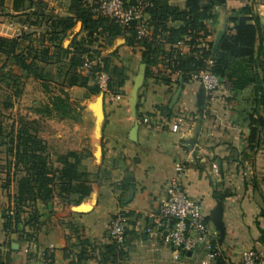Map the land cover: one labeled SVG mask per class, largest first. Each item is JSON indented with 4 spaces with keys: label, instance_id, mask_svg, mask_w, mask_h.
<instances>
[{
    "label": "crops",
    "instance_id": "0c3cea01",
    "mask_svg": "<svg viewBox=\"0 0 264 264\" xmlns=\"http://www.w3.org/2000/svg\"><path fill=\"white\" fill-rule=\"evenodd\" d=\"M29 1L42 3L51 16L70 15V0ZM96 1L84 0L90 9ZM165 1L179 10L185 8L186 0ZM4 2L12 13L11 0ZM12 14H16L20 29L10 37L28 29L25 14ZM250 15L260 23L253 55L230 58L225 69L231 81L245 84L243 88L219 83L209 97L198 82L183 80L181 74L169 70L173 59L190 55L200 57L209 66L219 39L230 26L229 18ZM202 24L198 37L188 31L179 36L177 41L183 40L184 44L177 47L170 35L185 22L169 17L157 24L148 13L142 40L130 43L129 30H133L127 29L109 42L100 36L83 54L100 56L109 71L119 69L125 76L119 92L101 93L99 124L91 108L98 94L82 90L83 100L76 108L78 120H72L71 140L65 141L68 150L82 156L81 163L90 173L91 191L79 202L85 209L76 210L79 204L60 203L56 197L46 204L37 201L36 218L30 219L32 208L25 207L16 224L5 232L1 215L8 205H0V264H101L109 244L107 225L117 213L122 214L125 226L123 256L116 263L108 258L105 264H200L202 246L175 260L171 247L153 231L152 217L173 177L188 197L201 204L208 239L221 258L236 264L242 251L249 250L257 256L258 264H264V150L251 152L245 148L247 114L253 107V85L249 81L255 74L264 89V0L213 4ZM80 29L81 22L76 21L62 45L66 47L74 36H80ZM144 42L149 44L145 54ZM146 60L150 63L148 75ZM80 72L89 76V84L96 83V73L91 74L84 65ZM158 73L168 75L171 82L156 78ZM138 75H142V84L136 93L133 117L131 91ZM76 89L83 88L71 87L68 91ZM143 117L147 122L142 121ZM134 120L138 126L131 140ZM172 124L177 125L176 131L171 130ZM176 167L181 168L178 176ZM218 204L222 236L213 225Z\"/></svg>",
    "mask_w": 264,
    "mask_h": 264
},
{
    "label": "trees",
    "instance_id": "16d2710c",
    "mask_svg": "<svg viewBox=\"0 0 264 264\" xmlns=\"http://www.w3.org/2000/svg\"><path fill=\"white\" fill-rule=\"evenodd\" d=\"M130 1V3L137 2V0ZM138 1H147L151 4L147 12L157 24L169 17L185 22L178 32L170 35L171 41L177 42L180 35L189 32L192 37H198L197 33L203 28L202 20L206 12L213 4H224L226 0H205L204 4H201V0H186L183 10L167 5L165 0ZM0 5H4V0H0ZM10 10L12 13L25 14L24 24L28 29L21 30L14 37L0 36V55L11 61L14 67L6 70L0 66V90L4 87L9 92L6 99L0 101L3 108L8 109L13 106L12 99L21 92L20 87L23 83L21 79L31 78L45 93L50 94L48 102L36 107L35 113L46 116L54 113L62 118L77 121L79 112L69 101L67 90L71 87H79L84 88L87 94L91 95L100 92L96 84L92 86L88 84L89 76L80 72V67L83 66V54L88 53L90 46L98 41L100 36L109 42L126 29L109 18L95 16L84 0H70V15L67 16H51L45 12L42 3L29 0H11ZM248 10L245 7V11ZM4 14L11 13L5 11ZM76 21L81 22V34L74 36L65 47L62 42ZM229 24L216 51L212 54V62L209 66L200 57L190 55L173 59V65H168L169 70L178 72L183 80L188 81H191V73L204 70L215 74L219 82L224 85L229 82L231 88H243L245 84L231 81L225 69L228 59L253 55L260 23L256 16L250 15L229 18ZM136 41L138 40L134 33L129 30V42ZM143 45L146 46L145 54L148 52L149 44L144 42ZM94 53H97V50H94ZM87 56L92 57V55ZM203 56L206 54L204 53ZM102 63L103 69L108 74V91L119 92L125 76L119 69L109 71L106 61ZM145 63V75H148L150 63L148 60ZM50 66L54 67L59 78L58 83L54 84L57 88L55 92L54 88L50 87L52 83L48 69ZM97 70L98 67L94 66L91 74H95ZM155 77L167 84L171 82L166 74L158 73ZM249 84L253 85L251 102L253 107L247 114L245 148L255 152L257 149L264 150V89L261 78L256 74L250 79ZM22 127L11 126L10 130L2 135L3 130L0 126V140L6 139L0 141V144L6 145V152L10 157L7 162L13 168L14 182V192L8 196L9 204L2 209V228L5 232L16 224L25 207L32 208L29 218H36L34 205L37 201L46 204L56 197L67 205H77L91 191L90 173L81 163L82 156L71 150L64 153L51 152L42 139ZM9 181L10 177L7 173V185ZM261 214L264 215V209L261 210ZM124 244L123 249L119 250L109 243L100 258L101 264H105L108 258L112 263L119 261L123 256ZM221 261V257L216 260L217 264H221Z\"/></svg>",
    "mask_w": 264,
    "mask_h": 264
},
{
    "label": "built area",
    "instance_id": "2783aa9c",
    "mask_svg": "<svg viewBox=\"0 0 264 264\" xmlns=\"http://www.w3.org/2000/svg\"><path fill=\"white\" fill-rule=\"evenodd\" d=\"M151 4L147 1L129 3L126 0H97L91 8L95 16L106 17L124 29H132L137 40H142L146 35L148 26L147 8ZM183 40L176 42L179 47ZM83 65L97 66L96 85L100 93L108 92V74L103 69L100 56L88 57L83 55ZM192 81L198 82L207 96L212 97L219 85L218 77L208 71L199 70L190 74ZM142 121L147 122L143 117ZM177 125L172 124L171 130L176 131ZM177 176L181 168L176 167ZM153 231L161 241L171 247L172 258L178 259L181 254L193 251L202 246L200 264L214 263L220 257L219 250L208 239V223L199 202L191 199L181 190L177 178L173 177L165 188V198L157 213L152 217ZM108 242L116 249H123L125 240V226L121 213L110 218L106 229ZM221 264H233L222 258ZM235 264V263H234ZM236 264H258L257 256L249 250L242 251L240 260Z\"/></svg>",
    "mask_w": 264,
    "mask_h": 264
},
{
    "label": "rangeland",
    "instance_id": "374dc122",
    "mask_svg": "<svg viewBox=\"0 0 264 264\" xmlns=\"http://www.w3.org/2000/svg\"><path fill=\"white\" fill-rule=\"evenodd\" d=\"M7 2H4V5H0V36L10 37L13 36L14 33L18 29H20V25L16 22L15 16L13 14H4L7 12ZM0 66H3L4 69L9 70L14 68L12 62L6 60L4 55H0ZM82 67H80L81 70ZM88 71H92L94 66L85 67ZM50 79L52 83L50 87L53 91H56L55 83H58L59 78L57 77L56 71L53 66L49 68ZM22 86L20 87L21 92L18 96H15L13 100V106L11 108L5 109L3 108L2 103H0V126L2 127V135L8 132L13 126L14 128H18L23 126V129H27L28 131L35 133L40 139H42L49 150L64 153L69 151L65 141L71 140V119L62 118L54 113L50 116H46L44 114H37L34 112L36 107L42 106L44 103L48 102L49 93H45L40 85L31 78L21 79ZM89 84V82H88ZM96 83L91 82L89 85H95ZM79 88V87H78ZM86 90L76 89L68 91V96L71 99V103L73 106H80L78 102L83 100V95ZM8 91L3 87L0 90V101H4L6 99V95H8ZM100 93H98L99 95ZM97 95V96H98ZM3 137V136H2ZM6 139H1L3 142ZM6 145L0 144V205H8V196H10L14 192V182L12 180L13 168L8 164V160L10 159L9 155L6 152ZM7 173H9L10 181L8 185L6 184ZM60 203L63 201L60 198H57ZM5 207V206H4Z\"/></svg>",
    "mask_w": 264,
    "mask_h": 264
},
{
    "label": "water",
    "instance_id": "95a60500",
    "mask_svg": "<svg viewBox=\"0 0 264 264\" xmlns=\"http://www.w3.org/2000/svg\"><path fill=\"white\" fill-rule=\"evenodd\" d=\"M221 39V38H220ZM219 39V41H220ZM219 44V43H218ZM142 84V75H138L136 76L133 86H132V99L130 101V112L131 115L133 117H135V97H136V93L138 91V89L140 88ZM92 111L95 115V119L96 122L99 124L102 120V113H101V108H102V94L100 93L98 96L95 97L94 102L91 105ZM137 121L134 120L133 125L130 129V139L134 140L135 139V133L137 130ZM76 210H82L85 209V206L82 204H79L77 206L74 207ZM220 213H221V206L220 204H218L215 207L214 210V219H213V225L215 226V228L218 230L219 235L222 236L223 234V227H222V222H221V218H220Z\"/></svg>",
    "mask_w": 264,
    "mask_h": 264
}]
</instances>
